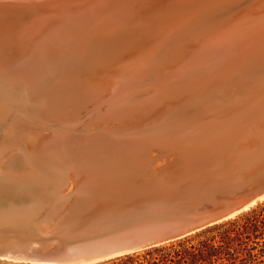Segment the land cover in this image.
Wrapping results in <instances>:
<instances>
[{"label":"water","instance_id":"1","mask_svg":"<svg viewBox=\"0 0 264 264\" xmlns=\"http://www.w3.org/2000/svg\"><path fill=\"white\" fill-rule=\"evenodd\" d=\"M263 27L264 0H0V78L70 76L136 47L187 42L190 31ZM222 117L220 129L240 137L189 136L214 130L206 120L141 152L91 154L88 167L0 173V260L93 264L262 201L264 170L247 171L252 157L233 149L261 139L264 121L258 130ZM239 174L247 181L237 189Z\"/></svg>","mask_w":264,"mask_h":264},{"label":"bare ground","instance_id":"2","mask_svg":"<svg viewBox=\"0 0 264 264\" xmlns=\"http://www.w3.org/2000/svg\"><path fill=\"white\" fill-rule=\"evenodd\" d=\"M189 34L70 76L0 78V173L88 167L95 154L141 152L206 120L214 130L193 127L189 136L235 140L215 122L227 114L243 127L264 121V27ZM102 100L109 103L95 110ZM233 151L252 157L247 171L264 170V133ZM244 180L236 175L237 189Z\"/></svg>","mask_w":264,"mask_h":264},{"label":"trees","instance_id":"3","mask_svg":"<svg viewBox=\"0 0 264 264\" xmlns=\"http://www.w3.org/2000/svg\"><path fill=\"white\" fill-rule=\"evenodd\" d=\"M93 264H264V199L184 237Z\"/></svg>","mask_w":264,"mask_h":264},{"label":"rangeland","instance_id":"4","mask_svg":"<svg viewBox=\"0 0 264 264\" xmlns=\"http://www.w3.org/2000/svg\"><path fill=\"white\" fill-rule=\"evenodd\" d=\"M238 45H240V43H238L236 46H238ZM207 61L210 63L212 60H207ZM108 99H110V98H108ZM108 99H107V100H108ZM102 101L105 102L104 100H102ZM108 103H109V102H105V103H103V104L101 103V104H99V108H96V107H95L94 109H95V110H97V109H98V110H102L103 106H105V105L108 104ZM94 114H95V113H94ZM261 200H263V199H261Z\"/></svg>","mask_w":264,"mask_h":264}]
</instances>
